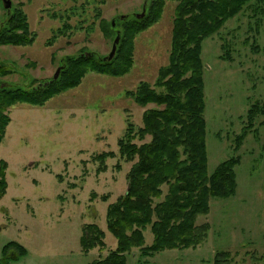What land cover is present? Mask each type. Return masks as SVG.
I'll use <instances>...</instances> for the list:
<instances>
[{
    "label": "rangeland",
    "instance_id": "rangeland-1",
    "mask_svg": "<svg viewBox=\"0 0 264 264\" xmlns=\"http://www.w3.org/2000/svg\"><path fill=\"white\" fill-rule=\"evenodd\" d=\"M154 1L13 0L9 10L0 0V35H9L10 17L22 9L36 36L32 44L0 42V88L30 93L59 79L71 60L82 55L99 62L114 59L120 66L116 72L125 71L117 75L87 71L78 85L42 105L24 101L6 107L11 121L0 143L8 182L0 198V264H90L116 248L107 211L128 190V171L134 164L121 155L119 142L130 125L136 130L143 127L146 110L163 107L137 103L131 92L144 81L165 91L156 85L157 77L160 68L169 64L173 47L178 0L165 1L160 19L133 37L134 49L126 41L133 33L127 28L130 20L159 12ZM260 4L264 6V0L247 3L204 39L201 51L208 169L213 173L222 161L239 157L235 194L212 197L210 211L198 215L197 223L209 222L210 228L197 248L144 254L137 246L127 251L126 264H214L221 250L230 251L229 264H264L260 259L264 254V113L259 112L257 129L248 132L236 148L249 109L254 104L264 108V20L260 32L255 30L257 18H264L263 12L255 10ZM119 34L114 57L105 60ZM230 51L232 58L224 59ZM131 58L133 64L126 71ZM151 139L147 134L134 141L143 144ZM99 153L104 154L96 160ZM163 189L167 193L168 185ZM89 222L105 231L104 251L83 250V227ZM143 234L146 245L154 241L151 224ZM11 241L21 243L27 252L17 248L3 252Z\"/></svg>",
    "mask_w": 264,
    "mask_h": 264
},
{
    "label": "trees",
    "instance_id": "trees-1",
    "mask_svg": "<svg viewBox=\"0 0 264 264\" xmlns=\"http://www.w3.org/2000/svg\"><path fill=\"white\" fill-rule=\"evenodd\" d=\"M165 1H154V8L159 10L154 16L129 21L127 28L135 33L128 36L126 41L132 49L135 45L133 37L160 19ZM251 1L178 0L170 62L160 68L156 83L165 91H158L157 86L151 87L144 81L136 91L131 92L137 103H157L163 107L146 110L143 127L136 130L134 125H130L119 142L121 155L134 164L128 171V190L113 201L107 211L109 230L117 237L116 248L90 264H126L127 251L137 246L142 247L144 254L163 249L197 248L208 236L210 228L209 222L197 223L198 215L210 211L212 197H231L235 194L238 187L235 166L240 163L239 157L231 156L222 161L213 173L208 169L201 51L204 39L221 29L228 19L235 17ZM256 9L264 14L263 5L260 4ZM258 12L256 16H259ZM16 13L10 17L12 30L9 35H0V42L32 44L36 36L30 32L26 13L22 9ZM263 20L262 16L257 18L256 32H260ZM252 46L254 50L260 51L258 45ZM231 53L222 57L231 59ZM113 60L99 62L94 57L82 55L71 60L70 67L61 72L59 79L47 86H38L30 93L25 89L0 88V143L11 121L6 113L7 106L24 101L42 105L49 97L78 85L87 71H106L112 75L125 72L117 73L120 66L117 67ZM132 64L131 58L124 69L127 71ZM254 106L249 109L248 124L243 126L236 139L237 149L247 133L254 129L255 120L261 114L259 112L264 113V108L256 104ZM147 134L151 135V141L143 144L134 141L136 137L145 139ZM102 154L99 153L95 159L98 160ZM6 167V160L0 159V198L8 187ZM163 185H168L167 193H164ZM150 224L155 237L151 244L146 245L143 231ZM105 236L99 224H85L81 238L83 250L88 253L98 247L104 251ZM10 248H17L22 254L27 252L21 243L15 241L8 242L3 252L7 253ZM215 255L214 264H229V250L218 251ZM260 259L264 261V254Z\"/></svg>",
    "mask_w": 264,
    "mask_h": 264
},
{
    "label": "water",
    "instance_id": "water-1",
    "mask_svg": "<svg viewBox=\"0 0 264 264\" xmlns=\"http://www.w3.org/2000/svg\"><path fill=\"white\" fill-rule=\"evenodd\" d=\"M4 2H5V6L9 9L11 6H12V4H13V0H3ZM140 15H144V13L143 14H140ZM140 15H137L138 17H140ZM115 23L116 22H114V25H115ZM119 40H120V34L117 36V38L115 39V41H114V46H113V49H112V51H111V53L109 54V55H107L106 56V58H105V60L106 59H112L113 57H114V55H115V53H116V51H117V47H118V42H119ZM61 68H59L58 69V72H57V74L55 75V78H58V76H59V73H60V70ZM47 84V83H46ZM129 187V186H128Z\"/></svg>",
    "mask_w": 264,
    "mask_h": 264
},
{
    "label": "flooded vegetation",
    "instance_id": "flooded-vegetation-1",
    "mask_svg": "<svg viewBox=\"0 0 264 264\" xmlns=\"http://www.w3.org/2000/svg\"><path fill=\"white\" fill-rule=\"evenodd\" d=\"M10 249H12V248H10ZM9 250V249H8Z\"/></svg>",
    "mask_w": 264,
    "mask_h": 264
}]
</instances>
